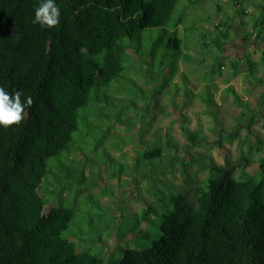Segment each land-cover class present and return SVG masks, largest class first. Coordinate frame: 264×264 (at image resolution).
I'll use <instances>...</instances> for the list:
<instances>
[{
  "label": "trees",
  "instance_id": "1",
  "mask_svg": "<svg viewBox=\"0 0 264 264\" xmlns=\"http://www.w3.org/2000/svg\"><path fill=\"white\" fill-rule=\"evenodd\" d=\"M251 1L260 8L261 16L249 8L240 14L244 26V17H255L251 31L240 35L230 17L216 25V36L207 28L196 38V44L202 43L209 52L216 48L219 71L225 64L217 61L218 56L229 50L235 29L236 36L246 41L253 37L264 44V5ZM40 2L0 0V87L9 93L20 90L22 100H34L20 125L0 126V264H264L261 137L256 143L248 142L252 155L254 148L261 153L254 173L246 169L253 157L246 156L239 177L216 179L212 174L225 167L212 159L210 174L196 187L194 202L184 194L173 196L174 210L164 216L158 238L150 246L126 248L121 259H105L82 249L81 241L66 234L74 208L61 204L46 211L41 183L48 160L71 150L80 110L93 99V90L128 79L127 73L134 67L125 60L146 50L140 46L142 31L158 29L156 46L144 54L145 59L155 58L160 47L174 52L175 66L180 60L200 63L204 59L199 61L185 50L190 48L187 33L198 32L202 26L189 25L190 14L185 16L182 11L189 9V4L182 0H55L61 16L52 29L33 23ZM241 3L235 0L236 5ZM180 25L186 31L183 36ZM222 26L226 30L219 31ZM246 59L253 73L254 62L249 55ZM239 61L230 62L233 75ZM226 91L237 96L240 106L248 107L233 87ZM245 127L247 136L254 134L251 122ZM182 128L189 144L205 141V136L190 127ZM162 154L163 146L155 144L142 156L153 160Z\"/></svg>",
  "mask_w": 264,
  "mask_h": 264
},
{
  "label": "rangeland",
  "instance_id": "2",
  "mask_svg": "<svg viewBox=\"0 0 264 264\" xmlns=\"http://www.w3.org/2000/svg\"><path fill=\"white\" fill-rule=\"evenodd\" d=\"M194 1L182 0L189 4L182 11L190 14L189 25L202 27L196 25L198 32L187 33L190 48L185 50L204 61L180 60L175 66L174 52L168 47L157 49L155 58L145 59L144 54L156 46L158 29L142 31L140 46L146 50L125 60L134 67L128 79L93 90V99L80 110L81 131L74 133L71 150L48 160L41 183L46 211L61 204L74 208L66 234L81 241L82 249L105 259H121L126 248L152 245L164 216L174 210L173 196L184 194L194 202L196 187L210 174L212 159L225 167L212 174L216 179L239 177L246 156L253 157L246 169L251 173L258 169L261 153L254 148L252 155L248 142L256 143L257 137L264 140V83L259 82L264 80V48L252 46V41L257 42L252 37L233 75L230 62L238 58L229 52L231 44L228 53L217 57L225 64L219 71L216 48L209 52L202 43L196 44V38L207 28L216 36V25L230 17L240 32L251 31L255 17H244V26L241 10L249 8L261 16L260 8L251 0L240 5L235 0ZM255 1L264 5L262 0ZM179 29L183 36L185 29L182 25ZM235 30L232 39L238 35ZM248 55L254 62L253 73ZM228 87L248 107L240 106L237 96L226 91ZM249 122L254 134L247 136ZM183 126L205 136V141L189 144ZM155 144L163 146V154L145 160L144 151Z\"/></svg>",
  "mask_w": 264,
  "mask_h": 264
},
{
  "label": "clouds",
  "instance_id": "3",
  "mask_svg": "<svg viewBox=\"0 0 264 264\" xmlns=\"http://www.w3.org/2000/svg\"><path fill=\"white\" fill-rule=\"evenodd\" d=\"M60 8L55 0H41L35 9L34 24H39L41 28L52 29L59 25ZM22 92L15 90L11 93L0 87V126L9 128L13 125H20L25 119L26 108L34 104L32 97L21 99Z\"/></svg>",
  "mask_w": 264,
  "mask_h": 264
},
{
  "label": "flooded vegetation",
  "instance_id": "4",
  "mask_svg": "<svg viewBox=\"0 0 264 264\" xmlns=\"http://www.w3.org/2000/svg\"><path fill=\"white\" fill-rule=\"evenodd\" d=\"M237 31V30H235ZM237 33V32H236ZM241 35V32H240ZM250 45L249 41H246L245 38L241 36H235L234 40L231 43V49H233V54L237 56L238 59L245 58L246 56V48ZM252 46L256 48H264L262 43L260 42H252Z\"/></svg>",
  "mask_w": 264,
  "mask_h": 264
}]
</instances>
